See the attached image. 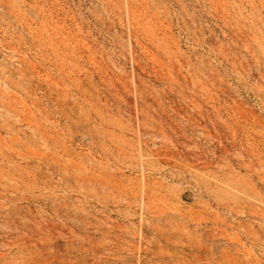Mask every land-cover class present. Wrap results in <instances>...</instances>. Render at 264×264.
<instances>
[{
    "label": "rangeland",
    "instance_id": "rangeland-1",
    "mask_svg": "<svg viewBox=\"0 0 264 264\" xmlns=\"http://www.w3.org/2000/svg\"><path fill=\"white\" fill-rule=\"evenodd\" d=\"M0 264H264V0H0Z\"/></svg>",
    "mask_w": 264,
    "mask_h": 264
}]
</instances>
